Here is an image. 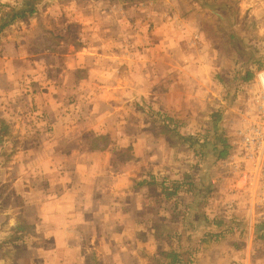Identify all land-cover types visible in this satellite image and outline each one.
Listing matches in <instances>:
<instances>
[{
	"label": "crops",
	"instance_id": "obj_1",
	"mask_svg": "<svg viewBox=\"0 0 264 264\" xmlns=\"http://www.w3.org/2000/svg\"><path fill=\"white\" fill-rule=\"evenodd\" d=\"M87 24L86 46L67 60H31L12 38L0 44V120L13 122L5 103L30 110L34 121L24 126L35 133L22 135L21 127V135L7 141L17 147L0 171V185L8 183L19 202L0 205V231L5 228L9 239L3 244L24 245L28 257L37 256L30 264H148L149 257L164 262L173 248L184 258L190 249L197 256L204 221L160 206L171 200L153 175L161 144L125 103L144 98L169 109L159 97L173 96L172 45L156 29L138 28L134 40L148 37L149 44L128 57L126 27L105 37L104 27ZM162 60L169 67L164 91L157 89L162 76L154 69ZM200 191H182L176 206L189 210L188 197Z\"/></svg>",
	"mask_w": 264,
	"mask_h": 264
},
{
	"label": "rangeland",
	"instance_id": "obj_2",
	"mask_svg": "<svg viewBox=\"0 0 264 264\" xmlns=\"http://www.w3.org/2000/svg\"><path fill=\"white\" fill-rule=\"evenodd\" d=\"M25 2L35 12L5 28L0 44L5 38L21 42L31 60L53 63L83 51L87 23L93 30L104 27L105 37L113 29L126 27L122 45L131 51L128 57L149 44L148 37L134 40L138 28L147 33L156 29L159 38H167L172 45L173 96L158 97L161 106L167 101L169 109L154 108L144 98L125 103L145 120L161 144L153 160L156 181L188 174L202 192L188 197L189 210L176 206L174 199L160 206L168 214L180 217L187 212L190 220L204 221L198 229L199 238L203 235L199 255L191 257V264H264V213L255 205L252 178L238 170L232 159L237 132L252 118L255 74L264 68V0H0V12H10L12 7L19 11ZM154 69L162 76L157 89L168 90L164 73L169 67L162 60ZM249 73L252 78L244 80ZM3 105L12 107L14 118L8 123L0 120V171L17 147L8 139L19 137L21 127L25 128L22 135L35 134L24 126L34 121L30 110ZM220 139L228 145L227 155L216 159L214 148H222ZM7 184L0 185V205L15 206L19 198ZM216 220H231L232 226L224 228L221 240L212 241L208 233L215 226L210 222ZM0 223H4L2 215ZM189 228L197 231L194 224ZM4 229L0 231V264L36 261L37 256L28 257L18 241L15 247L12 240L10 245L3 244L9 240ZM188 241L191 245L192 238ZM145 259L154 264L150 257Z\"/></svg>",
	"mask_w": 264,
	"mask_h": 264
},
{
	"label": "built area",
	"instance_id": "obj_3",
	"mask_svg": "<svg viewBox=\"0 0 264 264\" xmlns=\"http://www.w3.org/2000/svg\"><path fill=\"white\" fill-rule=\"evenodd\" d=\"M255 84L252 118L237 132L232 159L238 170L252 178L255 205L264 213V68L255 74Z\"/></svg>",
	"mask_w": 264,
	"mask_h": 264
},
{
	"label": "trees",
	"instance_id": "obj_4",
	"mask_svg": "<svg viewBox=\"0 0 264 264\" xmlns=\"http://www.w3.org/2000/svg\"><path fill=\"white\" fill-rule=\"evenodd\" d=\"M34 12L35 7L32 6L30 2H25L19 11L15 10V7H12L10 12H0V34L5 28L10 26L16 18H24L27 15L33 14ZM251 78L252 74L249 73L244 77V80L248 81ZM218 142L222 145V148H214V156L216 159H221L226 157L228 145L226 144L225 139H220ZM156 184H158L167 198L174 199L175 201L178 199L182 191L191 192L196 189L193 180L189 178L188 174H182L181 177L172 180L162 178L161 180L157 181ZM210 223L215 226V230L208 233L210 238L220 237L223 234L225 227L232 226L231 220H228L227 222H224L223 220H216L211 221ZM261 225L263 224L261 223ZM182 253L183 252L181 250L173 248L167 252L164 262H161L156 258L153 259V261L154 264H191V249L188 251L189 255L186 256V258L182 256Z\"/></svg>",
	"mask_w": 264,
	"mask_h": 264
}]
</instances>
